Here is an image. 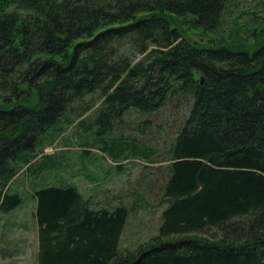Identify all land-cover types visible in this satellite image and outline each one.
<instances>
[{
    "label": "trees",
    "instance_id": "1",
    "mask_svg": "<svg viewBox=\"0 0 264 264\" xmlns=\"http://www.w3.org/2000/svg\"><path fill=\"white\" fill-rule=\"evenodd\" d=\"M230 1L0 0V212L23 204L11 184L30 177L36 264H264V27L185 35L221 33ZM178 107L157 234L136 249L119 242L142 192L95 203L38 187L62 170L43 152L69 130L117 173L152 164L149 122Z\"/></svg>",
    "mask_w": 264,
    "mask_h": 264
},
{
    "label": "rangeland",
    "instance_id": "2",
    "mask_svg": "<svg viewBox=\"0 0 264 264\" xmlns=\"http://www.w3.org/2000/svg\"><path fill=\"white\" fill-rule=\"evenodd\" d=\"M264 0H231L228 5L223 31L217 35L203 34L200 31L187 30L186 37L205 45L214 39H224L226 42L230 37H240L248 31H257V26L264 27ZM258 17V18H256ZM186 30V29H185ZM238 37V39H241ZM248 38V37H247ZM250 39V38H248ZM186 102H190L189 98ZM179 107L184 100H181ZM175 113L163 111L157 120L149 122L154 127L151 136L159 143L156 146L159 154L154 158L152 164L127 163L124 164L123 172L117 173L113 170L112 163L96 150L85 155L77 142L68 131L52 146L46 148L44 156L54 157L58 163H62V170L48 171L41 175L40 186H64L73 185L81 193L84 199L98 203L104 196H127L132 192H142L148 208L133 214L120 238V250H133L139 245L147 242L157 234L160 215L163 206H158L160 186L164 183L166 163L159 162L164 159L165 146L164 131L168 129L169 123L181 118L180 108ZM133 119V118H132ZM156 125H160L157 128ZM175 126V125H173ZM166 128V129H165ZM165 129V130H164ZM151 139V138H150ZM31 178L20 174L11 184V190L23 198V204L10 213L0 212V264H36L35 254L37 252L36 226L33 219L34 201L31 197L33 187ZM36 187V188H38ZM131 200L125 197L124 203Z\"/></svg>",
    "mask_w": 264,
    "mask_h": 264
}]
</instances>
